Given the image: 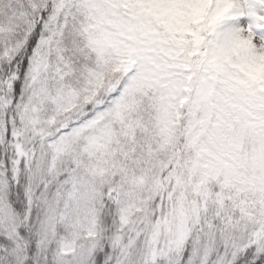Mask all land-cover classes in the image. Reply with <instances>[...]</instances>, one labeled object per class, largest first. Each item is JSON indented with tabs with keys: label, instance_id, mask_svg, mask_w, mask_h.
<instances>
[{
	"label": "snow or ice",
	"instance_id": "1",
	"mask_svg": "<svg viewBox=\"0 0 264 264\" xmlns=\"http://www.w3.org/2000/svg\"><path fill=\"white\" fill-rule=\"evenodd\" d=\"M0 264H264V0H0Z\"/></svg>",
	"mask_w": 264,
	"mask_h": 264
}]
</instances>
